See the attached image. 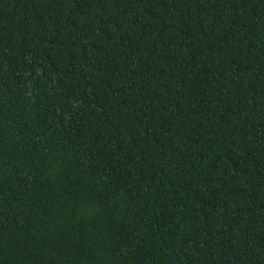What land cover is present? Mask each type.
<instances>
[{
	"label": "trees",
	"instance_id": "obj_1",
	"mask_svg": "<svg viewBox=\"0 0 264 264\" xmlns=\"http://www.w3.org/2000/svg\"><path fill=\"white\" fill-rule=\"evenodd\" d=\"M0 264H264V0H0Z\"/></svg>",
	"mask_w": 264,
	"mask_h": 264
}]
</instances>
